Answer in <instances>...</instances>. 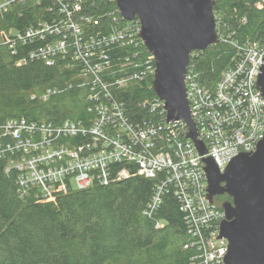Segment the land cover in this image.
<instances>
[{"label":"built area","instance_id":"obj_1","mask_svg":"<svg viewBox=\"0 0 264 264\" xmlns=\"http://www.w3.org/2000/svg\"><path fill=\"white\" fill-rule=\"evenodd\" d=\"M17 1H46L45 11L50 14L13 38L4 34L11 46L17 41L43 42L18 64L43 60L52 65L58 57L69 60L67 67L78 69V86L88 90L86 109L91 115L87 123L18 118L0 124V161L5 162L7 174H16L19 196L34 193L44 203L73 190L110 186L135 174L158 178L145 214L154 216L164 195L173 192L191 235L185 248L196 249L191 264H225L229 241L220 238V225L226 213L222 203L209 199L204 159L212 157L223 172L239 154L256 151L263 139L264 97L257 81L264 45L230 39L216 15L220 42L230 43L236 58L214 86L200 81L192 63L197 52H192L186 86L197 138L207 150L201 154L188 136L186 121H168L160 97L139 101L138 107L151 116L136 120L115 94L155 77V56L140 36L138 17L125 19L119 8L103 4L115 0H3L0 9L6 11ZM262 3L257 6L263 7ZM117 49L124 54L113 56ZM58 92L49 89L44 99Z\"/></svg>","mask_w":264,"mask_h":264},{"label":"trees","instance_id":"obj_2","mask_svg":"<svg viewBox=\"0 0 264 264\" xmlns=\"http://www.w3.org/2000/svg\"><path fill=\"white\" fill-rule=\"evenodd\" d=\"M215 1L227 37L264 45V6H257L264 0ZM104 3L118 7L115 1ZM46 4L17 1L6 11L0 9V124L18 118L87 123L91 116L86 109L88 90L78 86V69L68 68L69 60L58 57L52 65L43 60L18 64L43 42L17 41L13 46L5 42L4 34L13 38L48 19ZM120 54L124 53L119 49L112 51L115 57ZM235 58V48L221 41L198 51L192 63L200 81L214 86ZM149 83L115 91L133 119L151 116L138 107L139 101L157 95ZM49 89L59 92L45 100ZM16 181V174H7L5 162L0 161V264H191L196 253L194 247L185 248L191 235L173 192L164 195L154 216L145 214L158 178L135 174L110 186L73 190L44 203L32 192L21 198ZM158 222L164 226L157 227Z\"/></svg>","mask_w":264,"mask_h":264},{"label":"water","instance_id":"obj_3","mask_svg":"<svg viewBox=\"0 0 264 264\" xmlns=\"http://www.w3.org/2000/svg\"><path fill=\"white\" fill-rule=\"evenodd\" d=\"M122 16L141 20V38L154 54L153 89L165 101L167 119H184L201 154L196 124L188 99L186 75L194 51H204L220 42L215 0H115ZM257 86L264 97V63ZM211 202L227 194L222 202L226 218L220 238L229 241L225 264H264V137L253 153L243 152L221 172L212 157L204 159Z\"/></svg>","mask_w":264,"mask_h":264},{"label":"rangeland","instance_id":"obj_4","mask_svg":"<svg viewBox=\"0 0 264 264\" xmlns=\"http://www.w3.org/2000/svg\"><path fill=\"white\" fill-rule=\"evenodd\" d=\"M262 4H264V3H262ZM118 8V7H117ZM116 9V8H115ZM118 15H120V14H118ZM222 32H223V29H222ZM195 52H198V51H195ZM153 81V80H152ZM152 82H151V80H150V83L149 84H151ZM216 201L217 202H219V203H222L223 201H224V199L221 197V196H217L216 197Z\"/></svg>","mask_w":264,"mask_h":264},{"label":"flooded vegetation","instance_id":"obj_5","mask_svg":"<svg viewBox=\"0 0 264 264\" xmlns=\"http://www.w3.org/2000/svg\"><path fill=\"white\" fill-rule=\"evenodd\" d=\"M217 196H221L223 199H224V201H226V200H231V197L230 196H228L227 194H224V195H217ZM216 196V197H217ZM216 197H215V201H216ZM223 201V202H224Z\"/></svg>","mask_w":264,"mask_h":264}]
</instances>
